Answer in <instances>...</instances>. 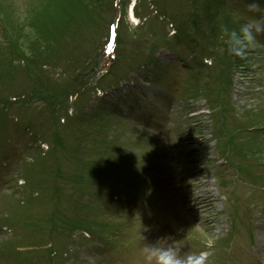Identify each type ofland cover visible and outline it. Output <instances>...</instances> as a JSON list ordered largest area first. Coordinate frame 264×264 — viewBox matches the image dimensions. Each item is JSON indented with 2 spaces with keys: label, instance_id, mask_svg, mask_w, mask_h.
<instances>
[{
  "label": "rangeland",
  "instance_id": "rangeland-1",
  "mask_svg": "<svg viewBox=\"0 0 264 264\" xmlns=\"http://www.w3.org/2000/svg\"><path fill=\"white\" fill-rule=\"evenodd\" d=\"M90 1L0 0V264H264V32L241 58L193 0H120L114 52Z\"/></svg>",
  "mask_w": 264,
  "mask_h": 264
},
{
  "label": "clouds",
  "instance_id": "clouds-1",
  "mask_svg": "<svg viewBox=\"0 0 264 264\" xmlns=\"http://www.w3.org/2000/svg\"><path fill=\"white\" fill-rule=\"evenodd\" d=\"M247 7L251 12H257L259 5L257 0H249ZM224 33L228 35L227 51L237 57H245L247 52L256 47L257 35L264 32V17H253L238 28L222 26ZM212 241L208 242L211 247ZM207 252L189 254L186 257L177 254L172 248L160 249L155 245L145 246V259L148 264L155 260L156 264H207Z\"/></svg>",
  "mask_w": 264,
  "mask_h": 264
},
{
  "label": "trees",
  "instance_id": "trees-1",
  "mask_svg": "<svg viewBox=\"0 0 264 264\" xmlns=\"http://www.w3.org/2000/svg\"><path fill=\"white\" fill-rule=\"evenodd\" d=\"M248 2L249 0H246L247 4ZM257 3L264 4V0H257ZM102 5H103V0L90 1V7L93 8L92 15H94V18L97 19L98 17L97 11L99 10L100 7L102 8ZM221 7L222 9L230 11L229 9H227L226 3L224 1L222 2V0H212V1L210 0V3L206 2L203 4V6L197 5L195 0L192 1L193 9L188 19V22H190L189 23L190 28L195 34V42L198 39L206 46L207 44H209V40H210L209 38H214L219 36L220 30H222L220 26L221 22L218 20L219 19L218 16H220V12L222 10ZM194 8L195 11H193ZM135 12L137 15H139L140 13L138 4L135 7ZM225 25L228 26L227 24ZM31 64L33 65V62H31ZM83 74L84 72L81 74V76H83ZM102 116H99V119L103 118Z\"/></svg>",
  "mask_w": 264,
  "mask_h": 264
},
{
  "label": "bare ground",
  "instance_id": "bare-ground-1",
  "mask_svg": "<svg viewBox=\"0 0 264 264\" xmlns=\"http://www.w3.org/2000/svg\"><path fill=\"white\" fill-rule=\"evenodd\" d=\"M131 20L132 21H136L137 19H136V17L134 15H131Z\"/></svg>",
  "mask_w": 264,
  "mask_h": 264
}]
</instances>
